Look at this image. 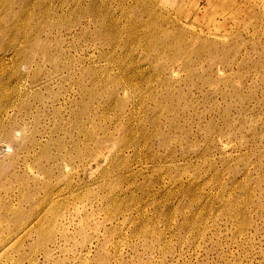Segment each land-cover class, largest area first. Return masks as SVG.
<instances>
[{"label": "rangeland", "instance_id": "obj_1", "mask_svg": "<svg viewBox=\"0 0 264 264\" xmlns=\"http://www.w3.org/2000/svg\"><path fill=\"white\" fill-rule=\"evenodd\" d=\"M1 57L0 264H264V0H0Z\"/></svg>", "mask_w": 264, "mask_h": 264}, {"label": "bare ground", "instance_id": "obj_2", "mask_svg": "<svg viewBox=\"0 0 264 264\" xmlns=\"http://www.w3.org/2000/svg\"><path fill=\"white\" fill-rule=\"evenodd\" d=\"M24 7H27V6H24ZM25 19H26V18H25ZM25 19H24V20H25ZM7 27H8V26H7ZM3 36H4V35H3ZM5 36H6V35H5ZM17 51L19 52L18 48H17ZM14 53H15V52H14ZM16 55H17V53H16ZM11 56H12V55H11ZM17 56H18V55H17ZM17 56H16V58H18ZM12 57H13V56H12ZM14 58H15V57H14ZM2 59H3V57H1L0 61H1ZM11 59H12V58H11ZM13 60H14V59H13ZM16 65H17V64H16ZM2 66H4V65H2ZM18 66H19V64H18ZM4 80H5V79H4ZM4 82H5V81H4ZM5 86H6V85H5ZM1 87H2V86H1ZM6 87H7V86H6ZM18 96H19V95H18ZM4 98H5V97H4ZM8 102H9V101H8ZM5 108H6V107H5ZM8 109H9V108H8ZM0 115H1V114H0ZM1 117H2V116H1ZM48 230H49V228H48ZM8 242H9V241H8Z\"/></svg>", "mask_w": 264, "mask_h": 264}]
</instances>
